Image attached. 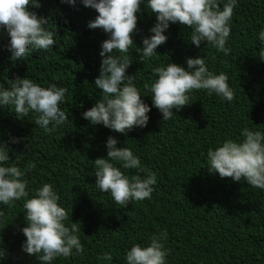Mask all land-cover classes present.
Here are the masks:
<instances>
[{"label": "trees", "instance_id": "obj_1", "mask_svg": "<svg viewBox=\"0 0 264 264\" xmlns=\"http://www.w3.org/2000/svg\"><path fill=\"white\" fill-rule=\"evenodd\" d=\"M40 2L42 7L34 10L49 17L48 27L57 32L54 51H37L14 64L7 50L8 36L0 32V82L7 85L27 75L45 87L68 88L62 108L69 120L46 134L31 121V114L29 119H17L0 108V141L8 143L9 155L22 170L35 164L26 174L30 187L52 183L72 222L80 223L83 254L58 258L54 264H101L97 257L105 251L113 253L112 264H125L123 257L132 244L145 245L160 231L167 232L168 264H264V191L210 173L206 159L209 148L226 137L236 138L242 127L264 128V45L254 36L264 26V0H240L228 56L206 47V42L195 47L187 41L190 30L179 24H171L165 33L167 42L156 50L161 56L141 60L133 51L127 74L140 70L134 82L142 93L147 91L144 85L152 82V69L168 58L184 64L185 57L204 55L212 71L228 74L236 98L228 103L193 91L190 103L179 112L173 110L169 121H163L153 107L147 127L134 128L127 136L93 126L81 115L100 95L94 80L100 72V45L108 37L102 29L87 26L98 13L80 0L74 6L60 0ZM137 16L139 32L134 41L142 47L155 16L143 5ZM142 99L151 106L149 95ZM110 135L119 139L118 147H131L145 169L157 172L151 199L120 208L110 194L95 187L92 161L106 157ZM10 136L20 138V143H11ZM128 174L146 175L138 170ZM22 204L0 205V251L5 253L0 264H40L21 249L26 239L20 231L25 226Z\"/></svg>", "mask_w": 264, "mask_h": 264}, {"label": "clouds", "instance_id": "obj_2", "mask_svg": "<svg viewBox=\"0 0 264 264\" xmlns=\"http://www.w3.org/2000/svg\"><path fill=\"white\" fill-rule=\"evenodd\" d=\"M60 2L74 6L77 0ZM80 2L98 13L88 22V28H100L108 37L100 45V72L94 80L99 98L81 113L91 125H103L112 132L127 136L134 128L147 127L153 107L162 114L163 121H169L175 112L190 103L193 91H204L228 103L236 98L228 74L212 71L204 55L185 57L184 64L171 62L168 58L166 64L154 67L152 82L144 85L146 93H142L134 82L135 74L140 70L133 75L127 74V70L133 63L130 58L133 51L141 60L161 56L156 50L167 42L169 37L165 33L171 24L187 26L186 29L190 30L187 41L195 47L200 48L201 42H206V47L228 56L232 51L227 46L232 19L240 0ZM141 5L155 16V23L149 34L142 38V47H138L134 36L139 32L137 13L141 11ZM41 7L40 0H0V32L8 36L7 50L14 64L24 62L37 51H54L57 32L48 27L49 17L34 10ZM254 36L264 45V26ZM261 55L264 56V52ZM68 91V88L56 84L45 87L27 75L17 76L7 85L0 82V108H7L17 119H29L31 114V121L47 134L69 120L62 108ZM145 95L151 97V106L142 99ZM10 140L13 144L20 143L18 137L10 136ZM120 143L117 137L108 136L106 157L92 162L95 187L110 194L114 204L124 208L131 202L151 199L158 174L145 169L141 157L131 147H118ZM9 153L8 143L0 141V205L23 202L25 226L20 231L26 239L21 244L22 251L34 256L40 264H54L58 258L67 260L83 254L80 223L72 222L55 186L44 182L34 189L30 187L26 174L35 168V164L29 163L22 170ZM206 159L210 173L218 174L221 179L230 177L233 182H246L252 188L264 191V128L242 127L236 138L226 137L214 148H209ZM129 170L145 172L146 175H129ZM166 241L167 232L160 231L154 233L145 245L132 244L123 257L125 264H168L171 250L166 247ZM4 254L0 251V257ZM97 259L101 264H112L113 253L105 251Z\"/></svg>", "mask_w": 264, "mask_h": 264}]
</instances>
